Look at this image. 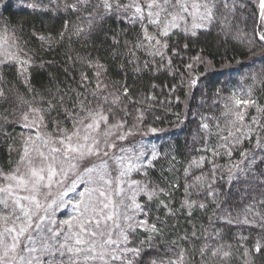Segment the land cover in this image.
<instances>
[{"label":"snow or ice","instance_id":"obj_1","mask_svg":"<svg viewBox=\"0 0 264 264\" xmlns=\"http://www.w3.org/2000/svg\"><path fill=\"white\" fill-rule=\"evenodd\" d=\"M258 3L260 28L254 24L249 42L264 47V0ZM49 4L46 11L71 13L75 21L65 20L55 36L37 37L33 32L32 37L42 44L51 48L73 36L86 43L105 31L108 20L126 23L139 31L122 45L120 36H127V31L113 33L112 57L123 56L126 64L136 65L137 72L142 70L141 64L143 70L153 64H158L157 70L171 69L181 75L180 83H186L189 91L201 78L192 75L195 65L211 62L199 54L189 57L191 62L181 65L188 72L185 78L180 67L173 65V57L189 49L187 43L180 50L170 44L177 31L196 37L197 30L211 32L217 26L218 35L225 38L249 39L247 32L236 26L237 10L246 7L240 0H49ZM27 44L21 29L0 26V66H18L17 82L32 96L26 99L18 88L6 92L3 85L10 81L0 79V101L15 105L12 112L5 111L0 122L14 123L28 133H21L20 146L10 149L17 159L8 168H0V264H231L236 256L233 245L225 243L222 231L215 227L204 229L201 235L194 230L190 236L185 233L166 240L167 220L152 219L153 202L157 210L163 208L171 217L187 210L191 218L193 209L207 211L212 206L210 225L223 222L264 232V171H254L257 160L264 163V106L233 93L224 98L230 103L221 106L219 115L201 117V147L197 151L206 155L188 161L183 170L185 198L180 209L174 210L166 199H160L170 198L171 193L148 179V169L155 167L161 154L155 145L149 151L143 137L163 131L155 127L144 131L148 124L145 112L150 114V109L136 108L128 86L109 81L99 58L90 53L73 56L71 48L65 52L69 65L64 69L65 81L50 77L54 90L37 93L27 75L34 60L25 51ZM77 63L81 65L78 70ZM69 69L78 71V78ZM244 79L252 81L245 92L250 96L256 84L264 87V68ZM220 92L217 89V97ZM176 103H180L179 97ZM252 107L255 116L248 111ZM9 115L14 119L9 121ZM236 152L240 159L234 162ZM225 158V163L218 162ZM134 173L145 179H132ZM240 174L245 176V185L237 193L239 199L233 201L231 188L224 189L237 182ZM70 193L75 195L69 197ZM194 194H203L204 200H193ZM140 196L146 197L144 203L138 201ZM241 204L243 207H237ZM68 207L72 214L59 219L58 212ZM239 239L247 241L248 237ZM150 250L156 255L146 262L144 256ZM254 250L264 251V237L256 238ZM242 255L247 257L249 249ZM244 264L255 262L246 260Z\"/></svg>","mask_w":264,"mask_h":264},{"label":"trees","instance_id":"obj_2","mask_svg":"<svg viewBox=\"0 0 264 264\" xmlns=\"http://www.w3.org/2000/svg\"><path fill=\"white\" fill-rule=\"evenodd\" d=\"M241 3H246L244 9H238L236 14V26L247 32L249 39L225 38L222 34L218 35L220 28L213 26L211 32L207 30H197V36L191 37L182 32L177 31L171 37L170 44L174 45L177 50L183 48L184 44L189 45V49L181 51L180 56L173 57V65L180 67L181 74L187 78L188 72L181 66L190 63L188 59L191 56L201 55L204 59H208L212 63L211 70H207L209 66L199 67L198 86L189 91L187 84H181V75H175L171 69L166 70L161 67L159 70L158 64H153L150 68L143 70V64L140 65L141 71L135 70V64H126L123 56L113 58L110 52L112 47L111 37L113 33H120L122 30L127 31V36L121 35V45L124 40H130L139 31L138 28H133L126 23H120L115 20H108L104 24L105 31L94 34L88 38L85 43L84 39H77L75 36L71 40L65 39L62 44L53 45L49 48L48 44L43 43L32 37L35 32L39 35L47 36L51 33L57 35L63 28L65 20L75 17L71 13L63 11H46L50 7L49 0H0V26L5 24L9 28L15 26L21 29L24 39L28 42L25 51H29L34 56L33 65L28 69V77L31 87L37 93H43L48 88L55 87V82L50 77H55L56 82L65 81L64 69L69 65L65 63V52L69 48L73 49V56L79 54L86 56L89 53L94 58H99L100 62L107 68V78L109 81L118 84H126L129 88L130 97L137 101L136 108L142 110L150 109V114L146 111L145 116L148 124L147 127H155L158 130L152 136L148 132L143 137V142L151 150V146L155 145L160 158L154 161L155 167L148 169V179L165 188L171 193L170 198L161 196L160 199H166L170 207L180 209L181 201L184 196V168L193 157L206 155L202 151H197L201 147L199 138V123L202 116H217L222 111V105L226 102L224 98L235 93L236 98L252 99L256 105L264 106V87L259 84L252 89L251 95H245L246 90L252 84V81H245V77L250 72H257L264 68V47H261L258 42L249 40L252 37L254 24L260 28L259 20V3L258 0H240ZM37 4L36 8L30 5ZM7 5V7H5ZM229 19H232L231 17ZM105 36L109 39H105ZM123 51V49H121ZM171 55V53H168ZM146 59V57H141ZM43 62V66L41 63ZM52 62V63H48ZM121 65H124L122 68ZM81 67L76 64V69ZM18 66L11 65L4 67L0 66V79L10 81L3 85L5 91L10 88H18L19 92L26 99L31 100L32 96L27 93L23 84L17 82ZM71 75L77 76L78 71L69 69ZM175 87V90H173ZM217 89H220V96L217 97ZM11 95V93H9ZM154 99H151L153 98ZM176 97L180 98V103H176ZM189 98V99H188ZM214 101H219L214 104ZM15 105L0 101V121H3L4 113L7 110L12 112ZM250 115H257L255 107L248 109ZM179 114V116H177ZM14 117L9 115L8 120H13ZM28 133L22 127L14 123L0 122V168H8L12 162L17 159L15 149L20 146V135ZM196 138L193 139V136ZM195 141V142H194ZM248 148L246 144L244 146ZM173 157L175 160L173 161ZM233 161L240 159L239 152L234 153ZM227 158L219 160V163H225ZM170 167L175 170L170 171ZM210 167V165L208 166ZM205 172L207 167H205ZM254 171H264V163L256 162ZM132 179L144 180L143 175L133 174ZM226 179V178H225ZM251 180L252 177H247ZM179 183V188L171 187L172 184ZM245 185V176L239 175V180L230 185H226L224 191L231 188V200L239 199L237 195L241 192ZM193 200H204L203 194L193 195ZM138 201L144 203L146 197H138ZM231 205H226L229 207ZM152 209V219L159 216L162 220H167V226L164 228V238L168 241L177 239L178 236H183L187 233L189 236L195 230L197 235H201L204 229L211 230L212 227L220 229L223 233L225 243L233 245L232 251L236 253L231 264H244L247 261H254L255 264H264V251L256 253L254 243L257 237H264V232H261L258 227L253 226H236L228 225L223 222H214L209 224V217L213 214V207L210 206L207 211L193 209L191 218L187 215V210L179 212L175 217L166 216L165 209L157 210V203L153 202L150 205ZM243 207V205H237ZM58 217L68 218L65 211L58 212ZM235 215V214H234ZM214 219V218H213ZM240 219H243L241 217ZM240 236L248 237L247 241H241ZM141 239L144 238L141 234ZM191 243H198L192 241ZM243 244V247L237 248V245ZM182 247L189 248L190 244H182ZM249 249V255L243 256L244 249ZM227 250V249H226ZM162 251V250H161ZM156 255L154 250L148 251L144 256V260L154 258Z\"/></svg>","mask_w":264,"mask_h":264},{"label":"rangeland","instance_id":"obj_3","mask_svg":"<svg viewBox=\"0 0 264 264\" xmlns=\"http://www.w3.org/2000/svg\"><path fill=\"white\" fill-rule=\"evenodd\" d=\"M205 60H207V61H209L208 59H205ZM211 62V61H210ZM204 66H209L208 68H207V70H211V69H213L212 67V63H209V64H205ZM199 67H200V65H195V71L192 73V75H197V76H199ZM189 99V98H188ZM144 131H146V128L144 129ZM157 133V132H156ZM156 133H152V136H154V135H158V134H156ZM145 137V136H144ZM194 138H196V135L195 136H193V139ZM80 190H83L82 188H78V191H80ZM75 194L74 193H70L69 194V197H72V196H74ZM62 211H65V214H67V215H71L72 214V208L71 207H68V208H66V209H61L60 210V212H62ZM59 219H65V218H63V217H58Z\"/></svg>","mask_w":264,"mask_h":264}]
</instances>
